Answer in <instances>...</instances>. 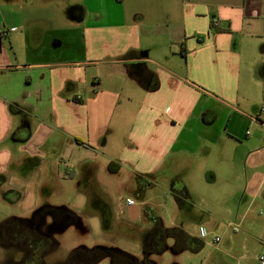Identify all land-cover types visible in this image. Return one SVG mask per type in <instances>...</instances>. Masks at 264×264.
<instances>
[{"label": "crops", "instance_id": "0c3cea01", "mask_svg": "<svg viewBox=\"0 0 264 264\" xmlns=\"http://www.w3.org/2000/svg\"><path fill=\"white\" fill-rule=\"evenodd\" d=\"M3 5L1 185H79L82 209L109 201L113 223L137 227L150 202L121 207L107 195L108 185H126L124 173L152 189L182 181L190 192L221 179L239 196L240 224L253 207L264 211V124L253 118L264 105V0ZM254 221L263 233L264 213Z\"/></svg>", "mask_w": 264, "mask_h": 264}, {"label": "rangeland", "instance_id": "374dc122", "mask_svg": "<svg viewBox=\"0 0 264 264\" xmlns=\"http://www.w3.org/2000/svg\"><path fill=\"white\" fill-rule=\"evenodd\" d=\"M4 0H0V34L5 29L4 18ZM32 4L25 9H34ZM30 15L40 16V13ZM75 40L78 44L83 40L82 29L74 30ZM72 33L69 31V36ZM66 47V46H65ZM78 56V52L75 54ZM175 175L171 178L173 179ZM122 177V178H121ZM121 179L126 182V185H108L107 195L113 200L119 202V206L124 207L125 202L131 200L132 203L139 205L142 199L148 200L155 209L156 213L162 215L167 225H175L179 223L186 224L193 231H198L199 218L209 222L205 223L209 234L204 238L205 243L203 248L194 252L189 249L183 250L179 254H173L172 243L169 239V246L161 254L152 256L155 264H171L177 261L181 264H261L259 258L262 252V243H264V232L262 233V222H255V218L262 219V206H255L248 212L243 223L240 222V216L244 213V208L240 204L239 196L234 192L233 185H221V179L217 185H188L192 189L190 192L193 196L190 210L183 211L178 208L174 197L169 192L170 186L179 191L184 185L178 181L176 185H157L153 189L147 186H139L136 180H129L128 173L121 175ZM168 179V178H166ZM168 182V180H166ZM128 183V184H127ZM213 186V188H211ZM100 188L97 193L104 197L105 187L98 185ZM118 187L120 189H118ZM46 188L48 191H44ZM79 185H28L24 190H20L21 197L14 203L4 199L3 193L11 191L13 194L17 189L9 186H0V223L11 216H31L32 211L39 205L48 202L51 204H63L67 206H75L77 210H81L82 202H85L86 192L79 189ZM151 189V190H150ZM148 190V191H147ZM45 192V193H44ZM211 201V202H210ZM208 207V209H207ZM134 209V206L131 207ZM195 209V211H193ZM211 211V212H210ZM83 214L87 219H82L80 226L71 225L62 230L56 235L57 242H48L44 244V263L43 264H60L67 258L68 253L75 247L82 245L93 246L95 244L115 245L126 249L134 254L140 255L141 242L137 235H132L127 229V226H116L113 223L112 231H103L98 219H95L91 205L82 209ZM180 213V214H179ZM82 214V215H83ZM82 215L81 218H82ZM119 217V214H116ZM178 219V220H177ZM115 222V221H114ZM239 223L240 225H238ZM150 221H143L138 228L143 229L148 227ZM127 225V224H126ZM142 225V226H141ZM137 227V226H132ZM218 235L221 241L218 244L213 243V237ZM4 243V241H3ZM5 244V247L3 245ZM0 246V264L20 261L23 256L22 244H18L16 239L11 236L6 237L5 243ZM22 246V247H20ZM98 264H110L108 258L102 260Z\"/></svg>", "mask_w": 264, "mask_h": 264}, {"label": "trees", "instance_id": "16d2710c", "mask_svg": "<svg viewBox=\"0 0 264 264\" xmlns=\"http://www.w3.org/2000/svg\"><path fill=\"white\" fill-rule=\"evenodd\" d=\"M131 50L128 51V55ZM69 87V85H68ZM16 105H12L15 107ZM154 176V175H151ZM0 186L4 180V176L0 177ZM142 175L136 174V180L139 186L146 185L141 182ZM7 191L3 194L4 199L10 203H14L21 198V192L15 191L10 193ZM172 195L179 209L183 211L190 210L193 196L190 191L183 186L179 191L172 189ZM92 201V208L99 210L100 223L103 231H112L113 225V210L107 201L103 206L98 205L99 199ZM144 221H150L148 227L140 229L138 227H127L128 225L117 224L116 226L127 227L132 235H137L141 242L140 255L134 254L126 249L115 245L95 244L93 246L82 245L73 248L67 255L64 261L60 264H98L102 260L108 258L110 264H155L152 259L153 255L163 253L169 246L168 240L172 239V252L179 254L185 249L194 252L200 251L204 246V240L201 237L190 235L182 226H168L163 221L162 217L156 213L152 206L145 204L143 207ZM81 216L79 213L71 209L67 205H56L44 203L35 208L31 216H11L4 219L0 223V246L5 243L6 237L11 236L16 239L18 244L26 246L23 248V256L21 260L30 262L34 260V253L39 246H44L48 242H57L56 235L68 226H80ZM56 234V235H55ZM50 240V241H48ZM4 241V243H3ZM21 246V247H22ZM5 247V244L3 245ZM45 251V250H44ZM37 263H44V252L41 250ZM20 260V261H21ZM171 264H181L173 261Z\"/></svg>", "mask_w": 264, "mask_h": 264}, {"label": "built area", "instance_id": "2783aa9c", "mask_svg": "<svg viewBox=\"0 0 264 264\" xmlns=\"http://www.w3.org/2000/svg\"><path fill=\"white\" fill-rule=\"evenodd\" d=\"M6 34H7V31H3V33L1 35L5 36ZM261 114H264V105L260 108V112L258 113V115L253 117L255 120L264 124V118L261 117ZM129 203H131V201H129ZM208 234L209 233H208L207 228L205 226L201 225L199 227V236L204 239L205 237L208 236ZM220 241H221V238L218 235L213 237V243L218 245ZM258 259L260 260L261 264H264V255H260Z\"/></svg>", "mask_w": 264, "mask_h": 264}, {"label": "flooded vegetation", "instance_id": "af4514ba", "mask_svg": "<svg viewBox=\"0 0 264 264\" xmlns=\"http://www.w3.org/2000/svg\"><path fill=\"white\" fill-rule=\"evenodd\" d=\"M4 194V193H3ZM21 247V246H20ZM37 250H39V251H35L34 253H37L38 255H34L33 256V258H34V260H32V261H30V262H25V260H21V261H11V262H7L6 261V263H3V264H41V262L39 263H37V261H38V259L39 258H37V257H39V254H41L42 252H41V250L44 252V250H45V247H43V245L42 246H39L38 248H37Z\"/></svg>", "mask_w": 264, "mask_h": 264}]
</instances>
